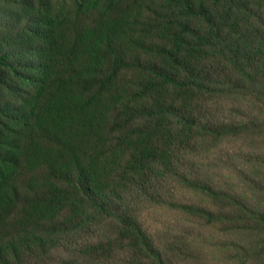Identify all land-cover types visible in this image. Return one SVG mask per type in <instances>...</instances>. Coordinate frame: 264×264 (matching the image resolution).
I'll use <instances>...</instances> for the list:
<instances>
[{"label":"trees","instance_id":"trees-1","mask_svg":"<svg viewBox=\"0 0 264 264\" xmlns=\"http://www.w3.org/2000/svg\"><path fill=\"white\" fill-rule=\"evenodd\" d=\"M0 3V221L20 174L44 183L38 211L51 220L67 208L77 229L110 225L122 248L150 249L156 264L166 263L131 207L144 197L209 225L264 220L261 181L235 187L193 161L262 127L260 0ZM239 117V129L225 125ZM107 146L118 151L108 169ZM15 249L0 243V255Z\"/></svg>","mask_w":264,"mask_h":264},{"label":"rangeland","instance_id":"rangeland-1","mask_svg":"<svg viewBox=\"0 0 264 264\" xmlns=\"http://www.w3.org/2000/svg\"><path fill=\"white\" fill-rule=\"evenodd\" d=\"M62 1L53 0L54 3ZM260 5L262 21L258 26L264 31V0H260ZM134 54L131 64L137 61L133 60ZM130 77V73L124 74L122 81L127 82ZM204 106V103L198 106L195 112L201 124L208 123L206 115L200 114ZM239 120L240 117L232 122L225 119V125L230 123L239 129L242 126ZM249 130L246 135L224 136L210 151L204 148L200 154H195L193 161L235 187H249L253 179L261 181L264 187V161L259 163L264 158V121L262 127L249 124ZM252 137L256 142H251ZM101 151H105L102 163H107V169L118 165L114 163L118 151L113 153L112 146ZM186 156L183 152L179 159ZM44 175L40 173V177ZM29 178L27 174L18 176L15 205L0 221V243L13 241L16 245L15 250L0 255V264H90L96 256L100 257L101 264H156L155 252L150 249L134 253L126 246L127 242L122 248L110 225H104L96 233L93 229H77L70 221L67 208L60 211L56 220L39 212L47 190L41 180L30 186ZM255 191L261 193L258 189ZM247 194L252 202L260 199L257 193L248 191ZM144 198L131 203V207L139 208L143 228L166 264H264V220H248L245 215L209 225L180 211L173 203L149 202Z\"/></svg>","mask_w":264,"mask_h":264}]
</instances>
